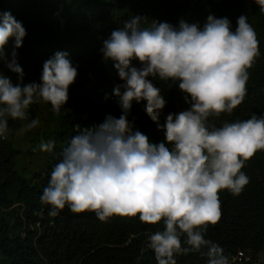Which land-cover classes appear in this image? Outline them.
I'll use <instances>...</instances> for the list:
<instances>
[{"label": "clouds", "instance_id": "1", "mask_svg": "<svg viewBox=\"0 0 264 264\" xmlns=\"http://www.w3.org/2000/svg\"><path fill=\"white\" fill-rule=\"evenodd\" d=\"M255 2L264 13V0ZM147 21V16H132L102 41L104 60L112 61L123 81L111 93L121 115L73 127L40 202L50 206L51 217L67 206L74 214L92 212L101 222L116 216L162 224V230L147 235L156 264H177V256L189 253L206 257L207 264H229L224 249L206 234L221 219L219 193L239 196L250 183L242 169L264 151V114L219 127L210 117L231 114L244 101L249 69L260 55L257 34L243 14L235 31L227 17L213 14L202 26L180 18L177 25L152 19L142 27ZM26 35L22 22L10 12L0 13V63L17 74L13 84L0 71L2 138L9 119L28 121L21 131L39 126V119L29 120L32 104L48 103L58 116L78 75L69 54L57 51L43 63L39 83H24L16 49ZM9 39L14 40L10 57L5 52ZM150 77L176 84L189 107L168 113L161 123L167 101ZM133 101L145 102L143 111L163 132L162 141L154 143L136 128V117L129 121ZM55 143L41 140L37 147L51 153Z\"/></svg>", "mask_w": 264, "mask_h": 264}, {"label": "trees", "instance_id": "2", "mask_svg": "<svg viewBox=\"0 0 264 264\" xmlns=\"http://www.w3.org/2000/svg\"><path fill=\"white\" fill-rule=\"evenodd\" d=\"M132 0H81L72 12L75 29L90 32L91 41L79 47L60 44L48 51L42 62L32 55L33 36L27 28V11L29 0H0V13L10 12L17 21L22 22L27 35L22 47L16 49L18 63L24 71V83L40 82L43 63L57 51L67 52L68 59L77 68L75 82L69 86V99L57 116L46 103L47 113L57 118L59 135L53 152L49 153V165L45 172L35 175L32 182L21 177L14 169L13 159L16 151L10 143L0 137V255L8 264H156L154 253L147 249V235L162 230L163 225H148L138 217H112L101 222L94 213H72L66 206L59 215H48L50 206L40 202L43 188L47 186L51 168L58 162L63 147L74 134L75 125L81 128L99 124L108 114L119 118L121 110L117 103H93L87 93L86 85H99L107 77V65L113 68L112 61L104 60L100 49L102 41L111 31L122 28L131 17L119 13L121 8ZM210 8L215 17H227L235 31L236 21L240 15H246L248 22L255 29L259 40L260 55L249 69L247 95L231 114L223 113L210 119L217 127L224 122L245 120L253 113L264 114V13L260 11L255 0H198ZM118 12V13H117ZM116 14V28H111L104 36L101 25L113 19ZM177 25L174 13H167L161 22ZM103 37V38H102ZM103 39V40H102ZM14 40L9 39L5 52L9 55ZM0 71L17 82V74L11 72L3 63ZM158 87H172L171 81L163 82L153 79ZM117 84V83H116ZM113 87V86H112ZM176 100H183V93L177 87L172 92ZM115 101V99H114ZM143 102V101H142ZM145 102L139 107H132L129 121L136 117L135 127L156 143L164 139L163 132L157 131L156 125L143 111ZM32 115L34 107L28 109ZM179 112L172 103L166 104L160 122L166 115ZM20 120L8 121L9 131L19 129ZM243 172L250 178L239 196H233L227 190L219 193L221 202V219L209 226L206 234L224 249L229 258L238 250L251 254H261L264 258V151L256 154L246 162ZM177 264H207V258L199 253H189L176 257ZM230 264V263H229Z\"/></svg>", "mask_w": 264, "mask_h": 264}, {"label": "rangeland", "instance_id": "3", "mask_svg": "<svg viewBox=\"0 0 264 264\" xmlns=\"http://www.w3.org/2000/svg\"><path fill=\"white\" fill-rule=\"evenodd\" d=\"M81 0H29L25 9L27 11V28L31 31L33 36L32 55L37 61L42 62L45 54L51 49L60 44H69L79 47L80 45L91 41L89 30L75 29L72 21V12L76 5ZM118 13V12H117ZM121 14L132 17L135 15L147 16L148 21L144 26H150L152 19L161 21L167 13H174L177 22L183 18L189 23L198 22L201 26L206 20L208 14H213V11L207 6L203 5L198 0H132L123 8ZM215 16V15H214ZM119 18V14L103 25L104 36L111 28H116L115 22ZM102 37V38H103ZM103 40V39H102ZM133 65L139 67L137 61H133ZM123 83L118 77L116 71L112 70L107 65V77L99 85L87 86V93L91 97L93 103H106L107 105H115L114 100H105V94L108 95L112 91L114 84ZM177 85L172 87L159 85L162 95L168 103H172L179 111L185 110L189 105H183L181 100H176L173 96V91L177 89ZM143 102L137 104L133 101L132 107H139ZM35 108L31 115L28 111L29 120L39 119L40 124L30 131H21L28 121H21L19 129L16 131H8L7 140L12 149L16 151L13 159V166L15 171L24 179L32 182L33 177L45 172L49 165V153L40 152L38 145L41 140H56L59 135L57 133L58 120L50 117L47 113L46 103L39 102L30 106ZM213 117H210V119ZM33 149H37L33 151ZM246 261L230 264H264V258L261 254H251ZM0 264H8L7 260L0 255Z\"/></svg>", "mask_w": 264, "mask_h": 264}, {"label": "built area", "instance_id": "4", "mask_svg": "<svg viewBox=\"0 0 264 264\" xmlns=\"http://www.w3.org/2000/svg\"><path fill=\"white\" fill-rule=\"evenodd\" d=\"M116 84L113 85V87L115 86ZM112 87V89H113ZM112 93V91H111ZM111 93L108 95V99L109 100H114L115 97H113L111 95ZM249 258V255L247 253H245L244 251L242 250H238L236 251L230 258H229V262L231 263H238V262H241V261H246L247 259Z\"/></svg>", "mask_w": 264, "mask_h": 264}]
</instances>
